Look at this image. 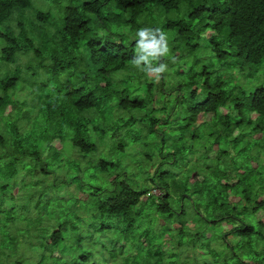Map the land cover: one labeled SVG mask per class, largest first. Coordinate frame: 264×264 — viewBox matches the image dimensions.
I'll list each match as a JSON object with an SVG mask.
<instances>
[{
    "label": "trees",
    "instance_id": "trees-1",
    "mask_svg": "<svg viewBox=\"0 0 264 264\" xmlns=\"http://www.w3.org/2000/svg\"><path fill=\"white\" fill-rule=\"evenodd\" d=\"M34 1L0 0V264H264V0ZM142 27L168 37L159 80L130 63Z\"/></svg>",
    "mask_w": 264,
    "mask_h": 264
},
{
    "label": "rangeland",
    "instance_id": "rangeland-1",
    "mask_svg": "<svg viewBox=\"0 0 264 264\" xmlns=\"http://www.w3.org/2000/svg\"><path fill=\"white\" fill-rule=\"evenodd\" d=\"M34 6H36V7H47V6H49V4H47V5H43V4H41L40 3V0H35L34 1ZM213 33L211 32V31H207L205 34H204V36H210V35H212ZM212 118V116L211 115H207L206 117H203L202 118V120H201V122L202 121H209L210 119ZM198 123H200V122H198ZM197 123V124H198ZM52 145L55 147V148H57V149H60L61 148V144H60V142L59 141H57V140H54L53 142H52ZM69 147L67 148V153H68V155H69V159L72 161V162H76V163H78V160H80L81 162H80V167H82L83 168V170H84V173H85V178L89 175V174H93V171H94V165H93V167L90 165V164H93V162H95L96 161V159L98 158V156L96 155V154H92V155H88V156H85V157H81L82 155H80V157L81 158H83V159H76L75 157H74V154H76L77 152L75 151V150H72V151H69ZM129 153H130V151H127V152H125V153H114L113 154V159L115 160V161H117L118 159L124 164V162L127 164L128 162H130L131 160H132V165H131V167H134V165H133V160H134V156H133V154L132 153H130V155L131 156H127V155H129ZM78 155V154H77ZM78 155V156H79ZM42 156H46V151H44L43 152V154H42ZM210 156H214V153H212V154H210ZM75 165H77V164H75ZM152 170V169H151ZM68 171H66L65 169H62V170H60V172H59V170L56 172V175L58 176V178L60 179H66L65 178V176H66V173H67ZM30 177L28 176L27 177V181L26 180H24L25 178L24 177H17V181H16V186H15V188H13V191H12V193L14 194V195H19L18 196V198L19 199H17V201H16V204L18 205V209L16 210V212H17V219L19 218V220H17V222H16V226H19V229H20V231H23V230H25V229H29L30 228V230H31V234L33 235V236H35L36 237V234H35V231H32L33 230V227L35 226V224H33V218H34V215H37V211L36 210H34L33 208H34V205H36V203L39 201V196L37 195V190H38V187L36 188H31L30 189V187H31V185L30 184H32V179H29ZM51 178H53L52 176H49V180H51ZM30 180V181H29ZM37 192V193H36ZM152 193L153 194H156V195H158L159 193H158V191H152ZM54 194L55 195H57L58 197H60V198H65V199H70V198H72V197H74V198H79L81 195H82V193L81 192H79L78 190H77V188H76V186H75V184L73 185V184H68V185H64L63 187H61V188H56L55 190H54ZM77 206H79V205H77ZM34 211H36V212H34ZM32 214H34V215H32ZM27 215H28V217H27ZM32 215V216H31ZM85 217H88L86 214H83ZM2 215L0 214V217H1ZM27 217V218H26ZM256 218H257V220L258 221H260V222H264V212H262V211H259L257 214H256ZM1 222V221H0ZM2 223V222H1ZM190 223V222H189ZM2 225V224H1ZM29 226V227H28ZM174 227H175V224L173 225ZM10 228H14V227H10ZM3 229V227L1 228V230ZM53 229H51L49 232H51ZM207 236H209V233L207 234ZM0 238H1V234H0ZM233 237H229V239H232ZM21 240V239H20ZM165 240V239H164ZM35 244H37L36 242H37V240L35 239ZM164 242V241H163ZM165 242H167L166 240H165ZM121 244H123V242H121ZM165 244V248H169L171 245L169 244V243H164ZM36 251V249H34V252ZM33 251H27V250H23V249H21L20 250V252H19V249H18V253L19 254H22V255H27L28 257L30 256V258L31 257H33V259L34 260H36L35 258H34V254L32 253ZM201 252H205L204 250L203 251H201ZM54 254H57V252L55 251V253ZM12 259H14V258H12V257H10V258H8V259H2V261H4V263H6V264H8V263H10L11 261H12Z\"/></svg>",
    "mask_w": 264,
    "mask_h": 264
},
{
    "label": "clouds",
    "instance_id": "clouds-1",
    "mask_svg": "<svg viewBox=\"0 0 264 264\" xmlns=\"http://www.w3.org/2000/svg\"><path fill=\"white\" fill-rule=\"evenodd\" d=\"M170 54L168 37L160 28L142 27L135 33L134 56L130 63L139 71L159 80L168 71V64L160 62ZM175 62V57L172 58Z\"/></svg>",
    "mask_w": 264,
    "mask_h": 264
}]
</instances>
